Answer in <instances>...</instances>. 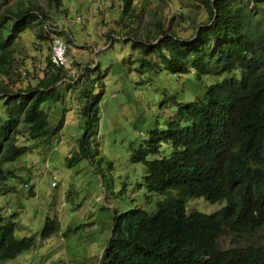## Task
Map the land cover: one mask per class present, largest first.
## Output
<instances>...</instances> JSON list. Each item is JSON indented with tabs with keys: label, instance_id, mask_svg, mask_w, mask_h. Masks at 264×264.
<instances>
[{
	"label": "trees",
	"instance_id": "trees-1",
	"mask_svg": "<svg viewBox=\"0 0 264 264\" xmlns=\"http://www.w3.org/2000/svg\"><path fill=\"white\" fill-rule=\"evenodd\" d=\"M50 1L63 6V0ZM198 1L205 15L191 19V35L182 36L159 20L147 39L134 40L139 73L181 76L194 70L198 80L209 76L216 83L193 101L178 102L173 96L177 119H170L166 129H152L146 146L132 156L133 163L144 165L147 191L166 198L154 213L135 207L116 214L100 264H264L263 243L220 245L227 232L244 243L246 236L264 229V0ZM133 2L123 0L119 24L125 23ZM6 12L10 17H0V196L9 193L6 165L29 152L27 142L56 137L63 129L65 119L50 128L43 105L64 100L59 86L68 78L66 69L58 68L46 72L35 87L14 90L6 85L2 77L14 74L22 37L42 21H51L38 5ZM44 33L38 32V39ZM48 62L51 69L50 57ZM83 95L88 121L69 166L91 157L100 122L103 92L94 96L84 89ZM200 198L226 204L212 214H188V201ZM13 217L0 207V262L16 259L35 245L36 236H16ZM59 230V221L48 218L41 238Z\"/></svg>",
	"mask_w": 264,
	"mask_h": 264
},
{
	"label": "rangeland",
	"instance_id": "rangeland-1",
	"mask_svg": "<svg viewBox=\"0 0 264 264\" xmlns=\"http://www.w3.org/2000/svg\"><path fill=\"white\" fill-rule=\"evenodd\" d=\"M53 4L50 0H0V17L4 18L10 17L7 9L15 12L40 6L49 20L64 30L62 38L69 46L68 78L59 86L64 100L43 105L50 128L65 119L63 129L56 137L27 142L29 152L6 165L11 174L9 193L0 196L4 215L14 216L17 223L16 236H36L35 245L0 264H100L115 215L135 207L154 213L166 198L147 191L144 165L133 163L132 156L146 146L152 129H166L170 119H177L179 106L173 96L178 102L193 101L216 83L209 76L198 80L194 70L181 76L137 71L139 52L133 48L134 40L147 39L159 20L182 36L191 35V19L199 21L205 15L198 0H134L122 24L118 21L123 0H63L61 8ZM41 30L38 25L26 32L17 47L14 74L2 77L14 90L35 87L46 72L56 70L47 69L52 40L46 33L44 39H38ZM68 84L71 89L65 88ZM84 89L94 96L103 92L100 122L92 139L91 157L69 166L68 159L79 151L88 121ZM225 204L192 199L186 211L212 214ZM48 218L58 220L60 230L43 240L41 233ZM249 242L264 244V229L246 236L244 243L239 235L227 232L220 245L229 248Z\"/></svg>",
	"mask_w": 264,
	"mask_h": 264
},
{
	"label": "built area",
	"instance_id": "built-area-1",
	"mask_svg": "<svg viewBox=\"0 0 264 264\" xmlns=\"http://www.w3.org/2000/svg\"><path fill=\"white\" fill-rule=\"evenodd\" d=\"M54 21H47L41 23L42 29L51 36L52 40V57L51 65L54 70L58 68H66L69 64L68 50L69 46L67 42L59 35L60 32H64L59 25H55ZM58 182H53V186L57 187Z\"/></svg>",
	"mask_w": 264,
	"mask_h": 264
},
{
	"label": "water",
	"instance_id": "water-1",
	"mask_svg": "<svg viewBox=\"0 0 264 264\" xmlns=\"http://www.w3.org/2000/svg\"><path fill=\"white\" fill-rule=\"evenodd\" d=\"M59 85V84H58Z\"/></svg>",
	"mask_w": 264,
	"mask_h": 264
}]
</instances>
